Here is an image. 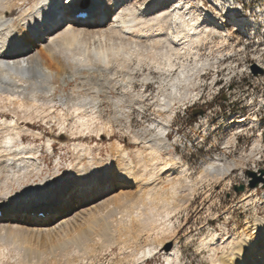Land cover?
Wrapping results in <instances>:
<instances>
[{
  "label": "bare ground",
  "instance_id": "1",
  "mask_svg": "<svg viewBox=\"0 0 264 264\" xmlns=\"http://www.w3.org/2000/svg\"><path fill=\"white\" fill-rule=\"evenodd\" d=\"M85 1L0 0V102H4L0 108L6 110H0V232L1 234L5 232L6 234L17 233L18 235L51 232L60 227L62 230L63 227L73 221L88 220L90 227L87 233L84 232L83 235L87 237V242L89 241L88 247L91 252L94 251L96 244L103 242L110 232L118 231L121 233L135 228L133 231H135L136 236H139L145 230L154 229V222L158 215L162 216V219H170L172 215L180 213L178 201L175 202L179 192L177 189L179 186H185L188 169L181 164L182 161L178 162L176 157L172 158L173 164H170L168 160H163L160 152L168 146L167 133L176 113L174 105L186 103L190 96H197L198 93L191 95L189 91L182 92L178 88L177 81L181 76L180 73L186 74L184 71H179V74L177 73L178 75L173 78V91L170 93L162 92L155 96L157 102L152 103L155 107L154 110L158 111V120L152 126L144 127L140 132L134 131L135 133L132 134V143L137 144L139 139L143 143L141 149L136 151L138 157L136 163L129 151L125 147L123 148L121 143L116 142L115 149L118 148V156L116 158L109 157L104 166L85 169L79 165V167L76 166L79 173H71L66 178H60L55 182L45 177L42 182L34 184L33 187L11 192L7 187V181L11 178L12 181L17 175L29 173V169H33L39 162L40 149L35 145L26 144L24 137V134L43 137V132L36 128V124L31 118L34 105L36 106L41 101L50 113L56 104L54 95L57 85L64 83L66 76L71 79L73 76H82L87 70H99L100 64L109 70V67L113 68L110 66L111 63L114 64L111 62L112 59L117 60V63L120 59L128 61L133 57L139 61L150 58L154 64L159 65L157 67L161 76L173 69L174 53L179 58L184 49L185 51L189 49L188 52L192 53L195 60L193 72L190 75L198 76L199 72L206 68L218 72L224 66L223 59L226 56H238V60L243 61L246 55L240 49L234 50L236 47L234 42H231L228 51L225 52L222 49L230 41L229 37L233 34L229 27L224 25L223 16L228 19L230 26L234 27L237 33L243 32L248 38H256L259 34V25L261 22L264 23V16L261 22H255L256 20L254 21L252 18L241 16L243 7L241 9L235 5L234 0H210L214 10L202 6V0H88L89 5L83 7L81 3ZM193 2L196 6L192 5L191 7ZM193 7H198L196 11L198 10L203 14L202 18L199 14H195V17L190 16ZM215 9L219 11H215ZM82 10L87 13L86 16H75L77 11ZM54 18L57 19L54 21ZM211 33L218 34L221 39L213 40ZM205 43H210V46L217 43L216 50L209 49L210 52L215 51L214 56L207 55L201 58V46ZM261 44H264L263 37L256 39L253 45L254 49ZM193 45L196 49H192ZM182 56H184L183 53ZM253 58L257 59L258 66L264 69V58L256 53H254ZM163 60L166 61L168 68L162 66ZM235 62L237 61L230 62L234 69L238 68V64ZM225 67H229V65ZM110 76L107 82L105 79V81L101 79L105 83H102L103 85L99 83L100 87H95L90 96L78 94L73 98L60 95L58 98L60 104L66 107L67 111L71 110V114L77 117L74 124H76V132L78 130L80 135L74 136L75 132L73 136H71L72 134L68 135L65 130L67 126L63 123L59 132H51V136L47 137L48 148L52 149L51 143H54L52 140H60L61 142L65 139L68 141L81 139L82 141L86 137L83 135L85 131H95L97 135L110 134V130H106L108 123L105 125V120L96 114L101 111L99 104L103 99H100L99 95L109 96L111 89L117 90L119 86L120 80ZM151 79L150 71L145 74L143 80L145 83ZM170 79L172 80V78ZM262 80L264 81V78H256L251 82L259 84ZM133 83L134 76L123 77V82L120 85H123L124 90L116 98H111L115 109L121 111L125 107L136 106L140 108V111L151 105L150 102L144 100L145 95L141 91V93L134 91ZM237 92H239L237 88L233 87L227 91L226 95L230 101H233L237 98ZM74 94L73 92L72 95ZM89 110L90 113H88ZM123 113L125 114V112ZM53 117L54 115H51V119ZM67 118L69 119L68 116ZM202 121L204 124L208 123L206 118H203ZM59 122L61 123V121ZM261 125L257 117L249 123L240 122L239 128L243 130L255 128L259 131L249 150L240 153L242 157L246 155L248 158L249 156L254 157L263 152ZM153 128H155L154 133H150V129ZM71 130L73 131V129ZM128 132L132 133L130 130ZM149 133L150 136L147 137L146 134ZM234 139H236L234 136L228 138L225 143L226 146L235 143ZM130 140L128 143L131 142ZM73 145V149H88V146H83L80 141L73 143ZM243 158L245 159V157ZM232 161L230 164H225L212 160L205 166L202 178L206 177L211 182H219L230 176L234 169L242 170V164L240 166V163L236 162L237 160L233 159ZM99 183L103 184L100 186ZM251 189L257 191L256 188ZM262 191L264 193V188ZM190 196L184 199L188 205L192 202L193 196ZM116 197L123 198L125 201L123 207L119 204L121 207L119 206V209L117 207L118 211L114 213H119V218L113 217V212H105L104 207L100 208L106 201H111ZM249 197L244 196L242 201L247 203L254 201V197ZM45 207L46 209H44ZM9 211L15 213H9ZM40 212L45 213V216L40 217ZM86 212H88V216L93 215L95 219H81L84 213L86 215ZM98 214L100 216L96 218ZM114 219H120L118 221L123 223L128 221L130 226L134 223L135 227L132 228L134 225L128 229L119 227L121 223H116ZM175 226L170 222L167 227H158L159 229L156 230L157 243L145 244L140 253L135 254V260L139 261L148 255L159 254L164 257L167 264H179L182 251L177 245L169 248L170 246L168 247L166 244L175 239L178 232V227ZM251 231V233H235L227 238H218L214 235L211 239H204L198 249H206L208 252H212L210 255L212 264H264V218L256 219ZM21 237L23 236L21 235ZM220 247L223 249L218 255L217 251Z\"/></svg>",
  "mask_w": 264,
  "mask_h": 264
},
{
  "label": "rangeland",
  "instance_id": "2",
  "mask_svg": "<svg viewBox=\"0 0 264 264\" xmlns=\"http://www.w3.org/2000/svg\"><path fill=\"white\" fill-rule=\"evenodd\" d=\"M234 2V4L239 6L241 9L243 7L241 16L252 18L254 21L256 20L255 22H261L264 16V0H234ZM192 5H195V3L193 2L190 6L192 7ZM201 5L206 9L214 10L213 4L210 0H202ZM196 8L198 7L192 8V14L190 13V16L195 17V14H199L202 18L203 14H201L198 10L196 11ZM215 11L219 10L215 9ZM223 17L225 21L224 25L228 26L233 34L229 37L230 41H228L222 49L225 52L228 51L231 42H234V45L236 46L234 47V50L237 51L240 49L242 53L244 52L246 55L244 56L243 61H239L238 56H226V58L223 59L224 66L221 65L222 68L218 72H215L210 68H206L205 70L199 72L198 76L190 75L193 72L192 69L195 65V60L192 53L188 52L189 49L186 51L184 49L182 51L184 56H182L181 53L179 58H177V55L174 53L176 58L173 56L174 60H172V64L174 66L173 69L169 71L171 75L169 72H165L160 76V72L157 67L159 65L154 64L150 58L148 60L143 59L144 61H139L136 57H133L130 59L131 61L120 59L117 62L118 64L116 63L117 60L112 59L111 62L114 64L110 62V66L114 69L110 67L109 70L105 69L103 64L98 63L100 64L99 70L93 69L94 71L92 70V72L90 69L85 71L88 75L84 72L82 76H73L72 79L69 76H66L64 83L57 85L56 93L54 95V102L56 103L53 108L54 110L49 113V111L46 110L45 105L39 101L36 106L34 105L33 110L31 111L32 121L36 124V128L43 132V137H35L31 134H24V137L26 144L35 145L40 149L38 159L39 162L35 165V167L33 166L34 168L32 167L33 169H29V173L17 175L12 181L11 178L8 180L10 182L7 181L6 183L8 184L7 187H9L11 192L22 191L24 188L33 187L34 184L36 185L42 182L45 177L55 182L60 178H66L71 173H79L77 170L79 165L85 169H90L94 166H104L109 157L116 158V156H118V148L115 149L116 142L121 143L120 145L129 151L130 156L136 163V159H138L136 151L137 149H141L143 143L141 139H139L140 142L138 141L137 144L132 143V134L136 131V133H138L144 127H149L156 123L159 115L157 114L158 111H155L156 109L154 110L155 107L153 103L157 102V97L155 99V96L162 92H172L173 78L179 74L178 72L184 71V73L187 74L190 71L188 75H182L180 73L181 76L179 75L180 78L178 77L179 81H177V86L182 92L189 91L191 95H195L197 93L198 95H195L194 97L190 96V98L186 100V103L179 105H177V103L174 105L176 113L167 133L168 146L160 152V156L163 160H168L170 164H173L174 162L172 158L176 157L178 162L182 161L181 164L185 165L188 169V175L186 174L187 184L184 183V187L179 186L177 189L179 192L175 202L177 203L178 201L177 205H179L180 213L174 216L172 215L170 219H162V216L158 215L156 221L154 222V229H150L149 231L145 230V232L143 231L144 233L141 232L140 234L142 236L140 234L139 236L135 235V231H133L135 229L134 223L130 226L128 221L123 223L118 221L120 219H114V221L116 220V223H121L119 227L128 229L134 225L132 227L134 229L121 233L118 231L114 233L110 232L107 234L109 236L106 235L105 240L96 244L94 251L92 250L91 252L88 247L89 241L87 242V237L83 235L84 232L87 233V230H89L90 223L88 220L73 221L66 227H63L62 230L60 227L58 228L59 230L55 229L51 232L32 233L28 235H18L17 233L6 234L5 232L1 234L0 232V264H167L164 257L159 254L148 255L139 261L135 260V254L138 252L140 253L141 249L145 247V244L147 245L151 242L156 244V230L160 227H167L170 222L171 224L173 223L174 226L176 225L175 227H178V232L176 233L175 239L168 241L166 244H168V247L169 244H171L169 248H173L177 245V247L182 251L179 264H212V259H210L212 252H208L206 249H198L204 239H211L214 235L218 238H227L235 233L239 234L240 232H252L251 228L255 225L256 219L264 218V193L262 191V187H253L256 188L255 190L257 191H253V189L249 187L250 177L248 176L247 171L254 170L259 172L264 168V150L254 157L249 156L248 158L247 155V157L243 156L245 157L244 159L240 153L245 150H249L254 140H256L255 137L259 134V131L255 128L243 130L242 128H239V126L240 122L243 121V123H249L257 117L259 122L262 124L260 129L262 132V142L264 143V81L262 80L259 84L251 82L256 78H264V71L254 74L251 68L253 64H257V59L255 60L253 58L254 53L259 54L262 58H264V44H261L255 49L253 46L257 38H264V23L261 22L259 25L261 30L257 28L259 34H257L256 38H248L243 34V32H241V34L237 33L236 29L230 26L228 19L225 16ZM56 19L57 18H54L53 20L55 21ZM211 35L213 37L212 39L215 41L221 39V37L216 33H211ZM216 44L212 45L214 47L210 46V43H205V45H203L204 47L201 46V58H204L207 55L214 56L215 51L213 50H216ZM211 48L213 49V52L209 51ZM192 49H196L194 45ZM233 60L237 61L235 62L238 64V68L236 69L232 66L233 62L232 65L230 64ZM165 62L166 61L164 60L162 61V66H167V63ZM244 63L245 65H243ZM227 65H229V67H225ZM101 66L103 67V70ZM166 68H168V66ZM110 69L111 71H114L111 72ZM117 69L118 71H116ZM107 71L109 72L107 73ZM147 71H151L152 79L144 83L143 79L145 74L148 73ZM110 75L114 76L115 79L120 80L119 86L117 90L111 89L110 91V89H108L111 94L109 96L103 94L99 95L100 99L103 98L104 100L101 99L99 104L101 111L96 113L99 114V117H101L102 120H105V125L108 123L106 125L108 126L106 127V130H110V134L97 135L95 131H85L83 135L86 137H84L82 141L81 139L74 141H68L65 139L61 142L60 140H52V142H54L51 143L53 147L52 149L48 148L47 137L51 136V132H59L60 126L63 123L67 126L65 130L68 135L72 134L71 136H73L74 132V136L77 134L80 135L78 130L76 132L77 128L76 124H74L75 121H77V117H75L74 114H71V110H68V113L67 108L60 104L58 99L60 98V95L63 94L65 97L73 98H75V95L78 94L90 96L92 95V91L95 87L99 88L100 85H103L108 81V79H110ZM128 75L134 76V91H139V93L142 92V94L145 95L144 100H147L146 102H150L151 105L141 109L140 111V108L136 106L132 108L125 107L121 110L125 112L124 114L119 111L120 109H115L112 99L116 98L117 95L124 90L123 85L120 84L123 82V77L125 78ZM170 78H172V80ZM101 79H105L106 81L104 80V82ZM161 85L164 86L161 87ZM188 87L191 88L189 89ZM233 87L237 88L239 92L236 93V100L230 101L226 94L227 91ZM163 88L164 90L168 88L169 91H167L168 89L164 91ZM73 92L75 93L74 95H72ZM3 104L4 102H0V106ZM201 109L205 111L203 115L199 114ZM0 110L5 109L0 108ZM43 110L45 111L43 112ZM88 113H90V110ZM116 113L118 114L116 115ZM196 113L197 116H195ZM51 115H54L52 118L53 120L51 119ZM121 115L127 116L122 117ZM202 116L207 119L208 123L204 124ZM59 121H61V123ZM109 125L111 126L109 127ZM249 125L251 126L252 124ZM71 129H73V131ZM127 130H130L132 133H129ZM154 131L155 128L150 129V133H154ZM150 133L146 134V136L149 137ZM231 136L236 138L234 139L235 143L227 147L225 144L226 140ZM129 140L131 141L130 143H128ZM79 141L83 144V146L87 145L88 149H73V143H79ZM233 159L235 161L237 160L236 162L240 163V166L242 164L243 167L242 170L234 169L231 175L228 176L229 179L226 177L223 181L211 182L209 178H202L205 166L212 162V160L230 164L233 162ZM38 169L41 170L39 171ZM33 170L35 171L32 172ZM15 178L20 179L15 180ZM118 181H120V179H118ZM102 184L103 183H99L100 186ZM241 185H245V188L240 191L238 189ZM190 195L193 197L191 200L192 202L188 205L184 199ZM244 196L254 197V201L248 203L246 201H242ZM182 198L184 202L183 200L181 202ZM123 203L125 204L123 198L119 199L116 197L111 201H106V203L101 205L100 208L104 207L103 210L105 212H113L114 214L122 205H124ZM176 203H174V205H176ZM179 203L182 205L185 203L186 205L182 206ZM114 207L115 210H113ZM117 207L118 209H116ZM44 209H46V207ZM9 213L15 212L9 211ZM119 215L120 214L117 213L114 214L113 217L119 218ZM96 216V218H99L100 215L98 214ZM92 218L93 215L88 216V212H86V215L84 213L83 218L81 219ZM115 222L114 224H116ZM125 225L128 226L125 227ZM11 234H13L14 237ZM21 235L23 237H21ZM222 249V247L218 249V255L221 254Z\"/></svg>",
  "mask_w": 264,
  "mask_h": 264
},
{
  "label": "water",
  "instance_id": "3",
  "mask_svg": "<svg viewBox=\"0 0 264 264\" xmlns=\"http://www.w3.org/2000/svg\"><path fill=\"white\" fill-rule=\"evenodd\" d=\"M87 4H88V0L84 2L83 7L87 6ZM251 68L254 74H258L264 71V69L259 67L257 64H253ZM204 113L205 111L203 109L199 111V114L201 115H203ZM195 116H197V113L195 114ZM247 174L250 177L249 179L250 188L258 187V186H262V188H264V168L261 169L259 172H256L254 170H248ZM244 188L245 185H241V187L238 190L241 191ZM169 246H171V244H169Z\"/></svg>",
  "mask_w": 264,
  "mask_h": 264
},
{
  "label": "snow or ice",
  "instance_id": "4",
  "mask_svg": "<svg viewBox=\"0 0 264 264\" xmlns=\"http://www.w3.org/2000/svg\"><path fill=\"white\" fill-rule=\"evenodd\" d=\"M237 23H239V21H237Z\"/></svg>",
  "mask_w": 264,
  "mask_h": 264
}]
</instances>
